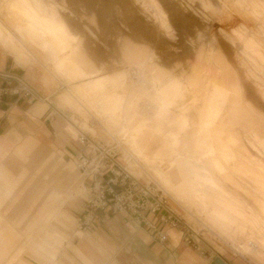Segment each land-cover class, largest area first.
I'll return each mask as SVG.
<instances>
[{
	"label": "rangeland",
	"instance_id": "1",
	"mask_svg": "<svg viewBox=\"0 0 264 264\" xmlns=\"http://www.w3.org/2000/svg\"><path fill=\"white\" fill-rule=\"evenodd\" d=\"M0 23V47L48 77L76 135L168 195L196 246L264 264V0H0ZM48 154L30 160L25 201L58 164L82 185ZM85 199L71 190L61 209Z\"/></svg>",
	"mask_w": 264,
	"mask_h": 264
},
{
	"label": "crops",
	"instance_id": "2",
	"mask_svg": "<svg viewBox=\"0 0 264 264\" xmlns=\"http://www.w3.org/2000/svg\"><path fill=\"white\" fill-rule=\"evenodd\" d=\"M0 48V75L8 76L12 87L26 85L34 97L32 102L10 95L0 98V264H32L24 255L39 264H211L215 255L227 264H244L209 246L186 244L179 229L163 227L151 214L144 218L165 234L164 243L148 226H139L123 214L101 213L90 227L79 228L81 210L71 216L60 205L71 190L81 191L72 164L63 170L58 164L56 181L39 180L31 199L25 201V189L35 178L30 160L41 148L49 153L47 160L60 153L75 162L85 149L77 143L71 123L56 111L54 102L59 106L60 96L52 99L48 77L36 67L21 66ZM90 181L91 177L86 183ZM73 221L75 230L66 241ZM228 247L233 251L231 244Z\"/></svg>",
	"mask_w": 264,
	"mask_h": 264
},
{
	"label": "built area",
	"instance_id": "3",
	"mask_svg": "<svg viewBox=\"0 0 264 264\" xmlns=\"http://www.w3.org/2000/svg\"><path fill=\"white\" fill-rule=\"evenodd\" d=\"M8 80V81H7ZM8 76L0 75V98L6 95L20 97L32 102L33 93L24 84L12 87ZM77 143L85 149L76 161V168L82 178L85 191L84 206L78 227H90L103 213L114 216L123 214L136 224L146 225L158 242L166 241L165 234L156 232L145 220V214L155 216L163 227L179 229L184 234V242L196 246L188 236L189 230L183 221L169 208L167 196L132 177L122 166L113 149L99 145L79 133ZM91 177V181L86 180ZM193 242V243H192Z\"/></svg>",
	"mask_w": 264,
	"mask_h": 264
},
{
	"label": "bare ground",
	"instance_id": "4",
	"mask_svg": "<svg viewBox=\"0 0 264 264\" xmlns=\"http://www.w3.org/2000/svg\"><path fill=\"white\" fill-rule=\"evenodd\" d=\"M125 167V166H124ZM127 170V169H126ZM130 174V173H129ZM131 175V174H130ZM78 187H79V189L80 190H82V189H84L83 187H82V185H78ZM82 188V189H81ZM168 196V195H167ZM171 200V199H170ZM247 247H249V249H251L252 251H255L256 250V245L255 244H253V243H247ZM233 252L235 253V254H237V255H239L240 257H243L244 255V253H243V247L242 246H239V247H237V248H235L234 250H233Z\"/></svg>",
	"mask_w": 264,
	"mask_h": 264
},
{
	"label": "water",
	"instance_id": "5",
	"mask_svg": "<svg viewBox=\"0 0 264 264\" xmlns=\"http://www.w3.org/2000/svg\"><path fill=\"white\" fill-rule=\"evenodd\" d=\"M211 264H227L218 255L212 258Z\"/></svg>",
	"mask_w": 264,
	"mask_h": 264
}]
</instances>
